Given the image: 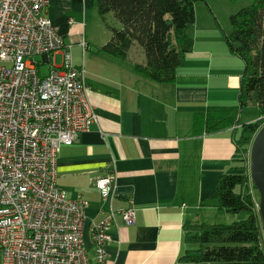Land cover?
Instances as JSON below:
<instances>
[{
    "label": "crops",
    "instance_id": "crops-1",
    "mask_svg": "<svg viewBox=\"0 0 264 264\" xmlns=\"http://www.w3.org/2000/svg\"><path fill=\"white\" fill-rule=\"evenodd\" d=\"M96 13L95 0H48L45 8L70 46L73 65L84 68L96 118L75 143L61 146L57 186L88 202L84 237L91 258L90 227L115 211L103 264H178L189 249L186 227L205 220L209 208H219L216 181L233 172L241 118L232 127L210 134L203 120L209 107H238L244 61L220 45L202 42L208 40L191 33L190 27L193 46L175 80L151 81L134 70L135 64H145L135 45L126 59L100 49L111 31L96 24ZM132 52L135 58L130 57ZM46 61L41 56V63ZM239 110L238 116L243 115ZM195 116L201 120L194 129ZM108 173L114 183L111 198L104 201L93 183ZM130 202L135 223L128 226L118 212ZM92 264L97 263L92 260Z\"/></svg>",
    "mask_w": 264,
    "mask_h": 264
},
{
    "label": "built area",
    "instance_id": "built-area-1",
    "mask_svg": "<svg viewBox=\"0 0 264 264\" xmlns=\"http://www.w3.org/2000/svg\"><path fill=\"white\" fill-rule=\"evenodd\" d=\"M47 5L0 0V254L3 264H103L117 212L90 227L91 258L84 237L88 202L57 186L61 146L75 143L96 118L84 68L73 65ZM35 55L46 56L47 74H40ZM113 183L111 173L94 181L104 201ZM129 204L118 212L128 226L135 223Z\"/></svg>",
    "mask_w": 264,
    "mask_h": 264
},
{
    "label": "trees",
    "instance_id": "trees-1",
    "mask_svg": "<svg viewBox=\"0 0 264 264\" xmlns=\"http://www.w3.org/2000/svg\"><path fill=\"white\" fill-rule=\"evenodd\" d=\"M207 0H95L103 18L112 12L121 27H111V38L100 49L126 59L131 46L138 44L145 64L134 70L151 81L170 83L191 51L189 28L195 22L194 5ZM231 33L226 36L230 52L244 61L238 107H209L203 120L207 133L232 127L244 105L255 106L260 118L240 126L235 138L231 173L216 181L217 206L243 215L229 224L196 223L186 227L189 249L178 264H264V234L258 213V194L243 189L250 182L248 151L251 140L264 124V0H251L248 7L230 16ZM195 116L193 127L200 124ZM196 245L197 248H192Z\"/></svg>",
    "mask_w": 264,
    "mask_h": 264
},
{
    "label": "rangeland",
    "instance_id": "rangeland-1",
    "mask_svg": "<svg viewBox=\"0 0 264 264\" xmlns=\"http://www.w3.org/2000/svg\"><path fill=\"white\" fill-rule=\"evenodd\" d=\"M250 4L251 0L199 1L194 5L195 22L191 26L190 32L195 33V35L198 37H204L208 40L202 42L206 44L220 45L221 48H225V50L230 53L229 46L226 42V36H228L232 31L230 16L237 13L240 9L248 7ZM96 17V24L98 26L101 25L104 29L107 28L109 31H111V27H117L119 25V21L116 19L112 12L105 14L103 18L98 13H96ZM135 46L141 49L138 44H135ZM130 57L135 58V54H133L132 52V54H130ZM33 59L34 61L38 62L37 67L41 75H45L49 72L50 65L47 63H41V55H35ZM60 61L61 58L57 57L55 64L59 65ZM244 69L245 65L242 67L241 73H243ZM242 109L243 115L242 113H240L238 116V118H241V125L245 122V120L249 118H255L259 115L258 109L255 106L244 105ZM243 189H250V191L255 195L251 180L244 186ZM206 214V219L201 220L200 223L229 224L236 219H241L243 216L240 213L233 214L219 208H209V210L206 211ZM192 248H197V246L193 245Z\"/></svg>",
    "mask_w": 264,
    "mask_h": 264
},
{
    "label": "water",
    "instance_id": "water-1",
    "mask_svg": "<svg viewBox=\"0 0 264 264\" xmlns=\"http://www.w3.org/2000/svg\"><path fill=\"white\" fill-rule=\"evenodd\" d=\"M248 168L250 180L258 194V213L264 234V124L251 140Z\"/></svg>",
    "mask_w": 264,
    "mask_h": 264
}]
</instances>
